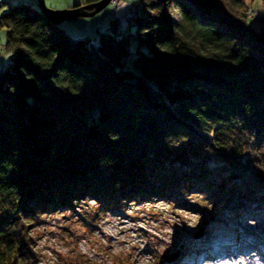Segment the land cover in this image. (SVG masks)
Instances as JSON below:
<instances>
[{
  "label": "trees",
  "instance_id": "obj_1",
  "mask_svg": "<svg viewBox=\"0 0 264 264\" xmlns=\"http://www.w3.org/2000/svg\"><path fill=\"white\" fill-rule=\"evenodd\" d=\"M189 1L130 0L96 44L30 2L0 13V264H34L32 224L87 197L190 208L196 192L233 220L244 198L264 202V18L247 21V0ZM173 142L185 154L167 155Z\"/></svg>",
  "mask_w": 264,
  "mask_h": 264
},
{
  "label": "rangeland",
  "instance_id": "obj_2",
  "mask_svg": "<svg viewBox=\"0 0 264 264\" xmlns=\"http://www.w3.org/2000/svg\"><path fill=\"white\" fill-rule=\"evenodd\" d=\"M78 1L44 0L46 6L56 9L70 7ZM16 2L37 6V0H0V10L5 11ZM187 4L193 8L189 0ZM245 9L247 21L254 25L258 18H264V0H247ZM130 10V0H116L92 16L71 17L59 26L73 39H88L96 44L100 32L110 31L111 20L116 21L118 30H123L129 22ZM172 18H179L176 6ZM3 42L4 32L0 28V69L8 59ZM134 43H130L131 48ZM185 143L189 153L209 158V162L215 159L198 143ZM179 147L173 142L166 149L167 155L178 153ZM179 153L185 154L182 149ZM232 185L233 180L226 179L224 186ZM200 197L201 193L196 192L187 197L189 205L193 206L190 208L179 206L170 198L139 195L122 199L123 211L102 206L90 197L76 202L74 209L58 207L43 211L30 231L36 243L32 247L37 255L34 264H162L166 257L174 264H191L194 257L195 264H264L263 244L259 242L257 246L250 243L253 240L244 241L239 244L244 246L242 250L234 249L231 244L236 241V236L231 223L235 220L207 215L209 204L200 201ZM241 204L247 213L253 211L252 203L245 198ZM258 209L260 211L252 213L253 216L239 225L245 234L264 239V202ZM197 244H202V249H198ZM184 256L188 257L182 260Z\"/></svg>",
  "mask_w": 264,
  "mask_h": 264
},
{
  "label": "water",
  "instance_id": "obj_3",
  "mask_svg": "<svg viewBox=\"0 0 264 264\" xmlns=\"http://www.w3.org/2000/svg\"><path fill=\"white\" fill-rule=\"evenodd\" d=\"M111 0H97L90 3H84L76 6H70L65 8H51L46 6L44 0H37V5L42 13H44L47 19L58 25L63 20L71 17H89L102 10ZM197 237V236H194ZM166 261L170 260V257L165 258Z\"/></svg>",
  "mask_w": 264,
  "mask_h": 264
},
{
  "label": "bare ground",
  "instance_id": "obj_4",
  "mask_svg": "<svg viewBox=\"0 0 264 264\" xmlns=\"http://www.w3.org/2000/svg\"><path fill=\"white\" fill-rule=\"evenodd\" d=\"M112 2L113 3H115L116 2V0H112ZM4 11V10H3ZM59 25V24H58ZM214 228H217V227H214ZM34 239V238H33ZM36 243H35V240H34V244H33V246L35 245ZM242 247H244V246H242ZM246 252H247V254H249L250 255V253H248V252H250L248 249H246ZM245 253V252H244ZM37 259V258H36Z\"/></svg>",
  "mask_w": 264,
  "mask_h": 264
},
{
  "label": "built area",
  "instance_id": "obj_5",
  "mask_svg": "<svg viewBox=\"0 0 264 264\" xmlns=\"http://www.w3.org/2000/svg\"><path fill=\"white\" fill-rule=\"evenodd\" d=\"M111 2H112V0H111ZM3 12V10H0V13H2Z\"/></svg>",
  "mask_w": 264,
  "mask_h": 264
}]
</instances>
